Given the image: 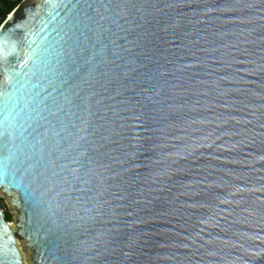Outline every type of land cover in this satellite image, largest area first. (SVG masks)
<instances>
[{
    "label": "water",
    "instance_id": "water-1",
    "mask_svg": "<svg viewBox=\"0 0 264 264\" xmlns=\"http://www.w3.org/2000/svg\"><path fill=\"white\" fill-rule=\"evenodd\" d=\"M0 197V264H264V0H21Z\"/></svg>",
    "mask_w": 264,
    "mask_h": 264
},
{
    "label": "trees",
    "instance_id": "trees-1",
    "mask_svg": "<svg viewBox=\"0 0 264 264\" xmlns=\"http://www.w3.org/2000/svg\"><path fill=\"white\" fill-rule=\"evenodd\" d=\"M21 0H0V23L5 20L7 15L13 10V8L20 2ZM1 206V203H0ZM5 218L7 221L10 219L9 213H5Z\"/></svg>",
    "mask_w": 264,
    "mask_h": 264
},
{
    "label": "rangeland",
    "instance_id": "rangeland-1",
    "mask_svg": "<svg viewBox=\"0 0 264 264\" xmlns=\"http://www.w3.org/2000/svg\"><path fill=\"white\" fill-rule=\"evenodd\" d=\"M8 16V15H7ZM3 22V21H2ZM1 22V23H2ZM0 23V24H1ZM0 203H1V209L4 211V213H9V215H10V219H9V222H11V220L12 219H14V216H15V214H14V212L12 211V209H11V206H9V204H7L6 202H5V200L3 199V198H1L0 197Z\"/></svg>",
    "mask_w": 264,
    "mask_h": 264
},
{
    "label": "built area",
    "instance_id": "built-area-1",
    "mask_svg": "<svg viewBox=\"0 0 264 264\" xmlns=\"http://www.w3.org/2000/svg\"><path fill=\"white\" fill-rule=\"evenodd\" d=\"M11 1H15V0H11ZM1 11V10H0Z\"/></svg>",
    "mask_w": 264,
    "mask_h": 264
}]
</instances>
